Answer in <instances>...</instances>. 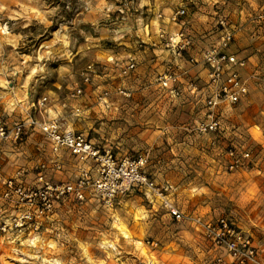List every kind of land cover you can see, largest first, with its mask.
I'll return each mask as SVG.
<instances>
[{
    "label": "rangeland",
    "instance_id": "374dc122",
    "mask_svg": "<svg viewBox=\"0 0 264 264\" xmlns=\"http://www.w3.org/2000/svg\"><path fill=\"white\" fill-rule=\"evenodd\" d=\"M178 8L185 10L182 28L196 49L229 30V50L245 61L247 93L217 108L214 132L196 129L209 119L202 102L185 93L172 97L157 86L156 76L167 66L179 71L195 65L182 61L178 69L173 57L150 45L161 26L178 28L157 14ZM130 57L137 78L119 76ZM117 84L131 95L119 94ZM0 119L9 129L23 125L19 142H0L6 175L24 169L31 184L36 165H50L53 155L40 124L56 120L63 129L87 133L118 162L145 155L144 171L161 193L128 186L104 200L88 186L82 201L59 203L37 228L0 232V264H210L216 255L228 260L200 228L176 222L163 198L203 220L227 218L251 236L264 264V0H0ZM229 146L250 152L247 167L226 168ZM60 161V170L45 171L53 183L74 182L81 169L95 178L90 162L65 154ZM77 163L76 172L69 169ZM11 214L0 213V221Z\"/></svg>",
    "mask_w": 264,
    "mask_h": 264
},
{
    "label": "built area",
    "instance_id": "2783aa9c",
    "mask_svg": "<svg viewBox=\"0 0 264 264\" xmlns=\"http://www.w3.org/2000/svg\"><path fill=\"white\" fill-rule=\"evenodd\" d=\"M184 15L183 8L171 11L164 17L157 14L158 18H162V22L177 25L178 28L169 30L161 26L150 45L166 51L176 60L185 59L186 56L187 62L201 64L206 70V80L202 84H199L198 80H193L187 85L189 91L197 99L202 100V103L210 110L209 119L198 121L196 129L200 132H214L219 125L217 108L222 104H236L247 93V85L241 74L245 61L229 50L233 40V34L229 30H224L216 43L204 47L200 53V61H197L190 54L194 47V38L182 28ZM136 67L135 58H128L120 66L119 76H129ZM88 72H93L91 66H88ZM181 76V72L172 66H167L157 75V78L162 89L171 96L177 97L182 92ZM192 78L200 77L195 75ZM88 80L86 75L83 81L87 83ZM81 91L80 87L75 88V94H80ZM106 95L105 91L99 98L104 100ZM40 130L48 141L53 155L49 165L52 169H61L60 157L64 151L74 157L78 163H92L95 167V178L91 180L87 170L81 169L76 181L53 183L46 179L45 171L49 167L48 164L39 162L35 168L33 182L27 184L24 169H17L12 175H6L0 166V213L8 210H12L13 213L6 221H0L1 233L25 229L28 226L37 228L40 222L54 214L59 203L71 197L82 201L88 186L92 187L95 194L104 200H110L128 186H144L155 190L156 194H161L154 188L153 182L148 179L144 171L147 162L145 155L125 158L118 162L111 152L95 145L87 135L63 129L56 120L40 124ZM22 136V124H15L9 129L0 119V142L8 139L19 142ZM225 155L226 168L229 171L245 168L250 161L249 151H239L234 146L227 147ZM162 206L176 222H189L200 228L212 246L222 250L228 257L225 262L223 257L216 255L210 264H262L251 236L227 218L203 220L199 216L185 214L167 198L162 199Z\"/></svg>",
    "mask_w": 264,
    "mask_h": 264
},
{
    "label": "crops",
    "instance_id": "0c3cea01",
    "mask_svg": "<svg viewBox=\"0 0 264 264\" xmlns=\"http://www.w3.org/2000/svg\"><path fill=\"white\" fill-rule=\"evenodd\" d=\"M201 48L200 47H197V49L194 47L192 50H191V52H190V54L192 55V56H194L196 59H197V61H200V58H201V55H200V53H201ZM176 61H177V63H179V64H177L176 63ZM182 61H183V63L184 62H187V61H185L184 59H182V60H176V59H174V63L175 64H177L178 65V69H180L181 67H183L182 66ZM190 66H193V68H194V76L196 75V76H198V77H200V78H190V76L188 75L191 71H190V69H189V67ZM189 67H187V68H185V70H179V72H181L182 73V76H181V78H180V87H181V89H182V92L181 93H185L186 95H191L193 98H195V100L197 101L195 104H197L198 102H202V100H199V99H197L190 91H189V89H188V83L190 82V81H193V80H198L199 81V84H202L205 80H206V70L202 67V65L201 64H195V65H190ZM159 74V73H158ZM137 67H136V69L129 75V76H127L126 78H137ZM156 82H157V86L158 87H160V85H159V83H158V78H157V76H156ZM121 86H120V84H117V89H119ZM121 90L122 91H119L118 93L119 94H122V95H124V96H130L131 94H130V92H127V93H125L124 92V88H121ZM160 90H162L163 92H166L164 89H162L161 87H160ZM182 96V95H181ZM173 97V96H172ZM183 97V96H182ZM178 99H180V98H178ZM105 100V99H104ZM81 133H83V132H81ZM85 135H87V133H84ZM89 139L92 141V139L89 137ZM61 154H65L66 155V157H67V159L68 160H70V161H72V159H73V157L72 156H70L67 152H62ZM75 161H76V159H75ZM69 165H72L71 167L72 168H69L70 170H73V171H75L76 172V170H77V168H78V163L77 164H69Z\"/></svg>",
    "mask_w": 264,
    "mask_h": 264
}]
</instances>
